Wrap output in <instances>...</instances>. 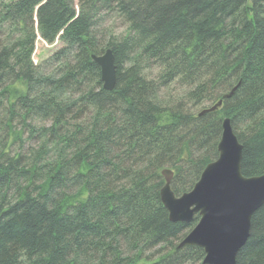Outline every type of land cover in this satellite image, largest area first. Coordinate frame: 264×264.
<instances>
[{
	"label": "trees",
	"instance_id": "1",
	"mask_svg": "<svg viewBox=\"0 0 264 264\" xmlns=\"http://www.w3.org/2000/svg\"><path fill=\"white\" fill-rule=\"evenodd\" d=\"M39 37L63 46L36 64ZM226 117L263 175L264 0H0V264H203L162 171L191 191ZM237 264H264V205Z\"/></svg>",
	"mask_w": 264,
	"mask_h": 264
},
{
	"label": "water",
	"instance_id": "2",
	"mask_svg": "<svg viewBox=\"0 0 264 264\" xmlns=\"http://www.w3.org/2000/svg\"><path fill=\"white\" fill-rule=\"evenodd\" d=\"M100 66L103 88L113 90L117 82V65L112 49L92 55ZM216 104L199 115L218 110ZM218 144V158L209 163L194 188L177 196L171 188L174 173L164 169L162 202L173 222L199 221L180 241L178 248L197 246L204 250L203 264H237V255L251 232L253 215L264 205V174L247 177L242 172L243 145L231 123L223 120Z\"/></svg>",
	"mask_w": 264,
	"mask_h": 264
},
{
	"label": "rangeland",
	"instance_id": "3",
	"mask_svg": "<svg viewBox=\"0 0 264 264\" xmlns=\"http://www.w3.org/2000/svg\"><path fill=\"white\" fill-rule=\"evenodd\" d=\"M118 23V22H117ZM110 25V23H108ZM125 30L124 26L117 28V33H122ZM60 40H57L53 44H48L43 41L40 37L37 38L36 47L33 54V60L36 64L42 63L44 60L49 58L54 52L62 47Z\"/></svg>",
	"mask_w": 264,
	"mask_h": 264
}]
</instances>
